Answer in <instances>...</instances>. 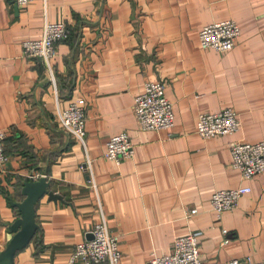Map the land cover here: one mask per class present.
<instances>
[{
	"label": "crops",
	"instance_id": "1",
	"mask_svg": "<svg viewBox=\"0 0 264 264\" xmlns=\"http://www.w3.org/2000/svg\"><path fill=\"white\" fill-rule=\"evenodd\" d=\"M232 18L241 26L232 49L201 47L203 25ZM56 20L68 37L56 41L50 66L24 55L21 41ZM148 80L166 82L175 111L169 128L139 126L135 96ZM78 97L84 143L58 118ZM226 107L237 109L242 127L200 135V111ZM0 128L8 154L0 166V250L25 180L45 175L61 194L38 200V228L13 264H65L102 215L117 234L119 264H146L190 231L206 264L264 259V172L244 179L231 161L235 139L264 140V0H0ZM121 131L136 149L116 162L103 153ZM241 184L252 190L219 219L212 193Z\"/></svg>",
	"mask_w": 264,
	"mask_h": 264
},
{
	"label": "built area",
	"instance_id": "2",
	"mask_svg": "<svg viewBox=\"0 0 264 264\" xmlns=\"http://www.w3.org/2000/svg\"><path fill=\"white\" fill-rule=\"evenodd\" d=\"M16 4L25 5L31 0H13ZM42 33L38 38H26L21 41L22 53L27 56L41 57L50 66V58L56 51V41L68 36V26L63 21H45ZM241 26L235 19L215 20L203 25L199 30L200 45L204 49H217L225 52L233 48L239 39ZM166 82L148 80L144 90L135 96L134 111L142 129L169 128L174 124L175 111L173 102L165 92ZM58 118L62 126L75 138L84 143L86 112L85 99L75 98L65 108L58 109ZM197 131L204 138L217 134L234 133L241 125L237 109L226 107L217 112L202 110L197 119ZM6 131L0 128V166L8 154L4 149ZM104 156L119 162L134 155L136 147L125 131L111 134L106 141ZM232 166L241 171V177L252 179L254 174L264 172V140L247 141L235 139L231 144ZM85 167L88 164L84 162ZM92 175L91 169L89 168ZM34 177V175H32ZM91 182L95 185L91 176ZM252 190L251 185L241 184L236 187L219 188L212 193L211 204L218 218L225 211L237 208L242 195ZM197 208H191L188 214ZM227 232L226 229H223ZM92 237L75 243L65 264H74L81 260L83 264H119L121 251L118 247L117 234H113L105 217L97 221L90 229ZM228 239L226 238L225 241ZM146 264H206L199 249L198 232L190 231L177 236L173 249L168 253L154 252ZM219 264H264V259L253 260L250 257H238L221 261Z\"/></svg>",
	"mask_w": 264,
	"mask_h": 264
},
{
	"label": "water",
	"instance_id": "3",
	"mask_svg": "<svg viewBox=\"0 0 264 264\" xmlns=\"http://www.w3.org/2000/svg\"><path fill=\"white\" fill-rule=\"evenodd\" d=\"M21 200L13 201L18 208L19 215L9 225L13 230L11 238L3 249L0 250V264H13L16 251L26 247L38 228L35 218V206L43 194H47L50 199L61 198V194L51 188L50 181L45 175L37 179L29 177L23 182ZM92 237V234L88 238Z\"/></svg>",
	"mask_w": 264,
	"mask_h": 264
},
{
	"label": "trees",
	"instance_id": "4",
	"mask_svg": "<svg viewBox=\"0 0 264 264\" xmlns=\"http://www.w3.org/2000/svg\"><path fill=\"white\" fill-rule=\"evenodd\" d=\"M67 37H68V36H67ZM67 37H66V38H67ZM66 38H63V39H66ZM5 151H6V150H5ZM22 185H23V183H22ZM21 187H22V186H21ZM22 196H23V195H22Z\"/></svg>",
	"mask_w": 264,
	"mask_h": 264
}]
</instances>
